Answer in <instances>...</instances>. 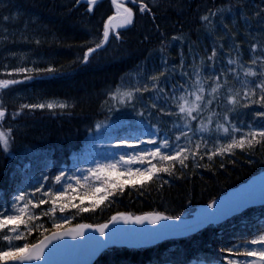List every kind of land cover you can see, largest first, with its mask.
Segmentation results:
<instances>
[{
	"label": "trees",
	"instance_id": "16d2710c",
	"mask_svg": "<svg viewBox=\"0 0 264 264\" xmlns=\"http://www.w3.org/2000/svg\"><path fill=\"white\" fill-rule=\"evenodd\" d=\"M75 2L0 0V79L29 77L23 79V84L7 90V102L4 103L3 99V107L7 110L9 119L3 128H11L13 142L9 153L0 149V198H7L19 188L17 169L29 160L19 161L16 156L19 151L49 150L51 159L58 166L76 155L86 137L95 131L96 123L102 122L110 114L118 117L127 111L133 113L129 114V118H139L131 107H117L114 101L110 102L107 93L118 84L123 90L137 79L146 80L154 71L163 69L165 65L161 61L160 52L162 39L167 44L163 53L167 71L160 78V83L166 89H171L173 83L179 87L187 82L188 78L182 77L181 67L190 74V66L194 62L202 64L201 71L204 76H208L209 66L214 67L215 71L211 74L215 75L222 68L227 69L230 58H239V63L244 67H252L257 74L246 77L250 90L258 78H264L260 77V60L255 65L248 63L253 52L250 44H264V32L261 31L264 22H261L259 16L252 15L264 8L261 0H152L151 14L144 16L145 18L140 16L131 31L122 34L119 41L95 55L87 65H83V55L90 47L89 41L94 31L90 26L95 16L89 18L85 12L75 7ZM221 5L230 6L233 10L225 8L215 16L209 15L211 24L201 19L210 9L215 10ZM226 24L227 29L224 27ZM232 32L236 33L235 37ZM174 35L178 38L172 39ZM213 47L217 50L214 64L207 59ZM255 55H261L259 47L255 50ZM49 66L53 69L51 72L8 71L14 67L47 69ZM231 66L236 67L235 64ZM238 71H241L242 77L245 76L242 70ZM229 76L231 78V74ZM165 77L168 78L166 84L163 83ZM256 91L258 93L259 89ZM52 99L70 102L71 108L50 112L21 108L22 105L19 104L20 100L34 104ZM240 99L241 104L229 113V118L238 128L244 127L247 130L249 124L256 125L262 119L255 116V111L264 110V105H245L242 93ZM149 101V93L145 92L143 102L147 104ZM157 102L163 104L164 97L161 96ZM109 106L112 107L111 113L108 112ZM139 107L138 103L137 108ZM17 109L20 111L17 112ZM223 110L222 107H217L216 112ZM151 111L157 112L156 109ZM14 112L17 116L11 118ZM161 117V114L154 115L152 122L158 124L162 133L175 138V117ZM220 119L223 122L222 117ZM209 136V133L203 135L210 148L214 149L217 138L221 144L227 142L224 139L225 133L213 130L211 138ZM200 138L196 134L193 143ZM205 150L202 144L199 149L201 155L194 159L190 156L185 161L187 167L176 163L168 172L154 173L147 179L132 177L130 180L114 176L111 180L123 183V191L119 187H109V195L97 203L95 208L89 207L96 202L95 197L88 196L81 200L82 195H75L71 203L77 207H66L65 213H60L59 204L65 202L61 200L57 204L55 215L71 214L66 226L84 222L100 223L119 211H162L184 216L194 206L209 202L228 188L264 169V142L255 144L252 149L246 147L244 150L233 149L223 155L217 153L211 159L203 155ZM153 162L157 160L154 159ZM103 191L101 189L96 195H102ZM49 204L46 200L44 207ZM80 205L87 210L78 211ZM51 215L38 218L49 231ZM262 224L264 211H253L218 228L211 227L188 240L166 242L156 248L139 251L112 249L99 259L98 264H181L211 261L214 257L217 260L222 247L230 242L234 243L235 238L251 236V230L261 229ZM35 235L33 232L32 236ZM5 244V241L0 240V246Z\"/></svg>",
	"mask_w": 264,
	"mask_h": 264
},
{
	"label": "snow or ice",
	"instance_id": "6c2138e0",
	"mask_svg": "<svg viewBox=\"0 0 264 264\" xmlns=\"http://www.w3.org/2000/svg\"><path fill=\"white\" fill-rule=\"evenodd\" d=\"M76 2L79 3L80 0H76ZM136 2L139 3L141 13L145 10L151 11L144 0H129V3ZM94 3L95 0H87L89 10L92 9ZM112 4L115 6L116 11L104 21L103 38L100 43L94 45L95 48H99L108 39L110 29L114 30L119 25H126L132 22V7H128L123 0H119V2L118 0H112ZM261 5H264V0H261ZM225 8L229 11L233 10L230 6L221 5L215 10L210 9L208 13L201 16V19L211 24L212 21L208 19L209 15L215 16L217 12H222ZM262 13H264V8L253 12L252 15L259 16L261 22H264V14ZM243 14L244 10L241 7V15ZM4 19H7V17H4ZM224 27L227 29L228 25L226 24ZM229 31L231 30L229 29ZM261 31L264 32V28ZM231 34L233 37L236 36L235 32ZM116 37L119 38L118 32ZM177 38L175 35L172 37V39ZM160 44L161 61L165 65L163 69L154 71L152 75L146 77V80L137 79L135 83L123 88V90L122 86L118 84L114 90L110 89L107 93L110 102L114 101L117 107L120 105L131 107L139 117V119L131 121L126 127H123V135L115 136L117 148L126 146L132 150L118 152L108 149L107 155L103 160L89 162L87 167L79 169L73 165V169L68 172L67 176L64 170H58L55 175L42 172V180L48 181L47 184L38 182L39 186H36V184L23 185L16 188L7 198H0V240L8 242L0 246V264H91V258L101 248L107 247L110 243H117L121 238L122 230L116 227L110 230L112 232L111 236L105 231L110 223L118 220H123L126 223L134 221L138 224L146 220L153 225H156L158 221H164L165 223L162 226L164 229H182L185 227V222L181 215L170 216L162 211L144 212L140 215L116 212L104 223H79L72 227H66L71 219V214L56 216L55 213L57 204L61 200L65 202L59 204L60 213H65L66 207H77V205L71 203L75 196H72L69 190L75 191L76 188H81L83 192L80 197L81 200L89 195L95 197L96 202L89 206L91 208H95L97 203L109 195V187L113 189L119 187L123 191V183L107 178L113 172H116L117 176H119L118 168H123L130 180L132 177L147 179L154 173L168 172L176 163H179L182 167H187L185 161L190 156L194 159L197 155H201L199 149H201L202 144L206 149L203 155H207L211 159L217 153L223 155L226 152H232L233 149L244 150L246 147L252 149L255 144L264 142V110L255 111V116L262 119L256 125L249 124L247 130L244 127L238 128L229 118V113L233 112L242 102L240 99L241 93L243 94V103L245 105L251 103L264 105V78H258L255 86L250 90L246 77L257 74L252 67H244L243 64L239 63V58H230L227 69L222 68L215 75L211 74L215 71L214 67L209 66L207 70L210 74L208 76L203 75L201 71L202 64L194 62L190 66L192 68L190 74L183 71V67H181L182 77H187V82L179 85V87L173 83L171 89H166L161 86L160 78L167 71V61L163 55L167 44L163 39ZM258 47L261 49L259 57L255 55V50ZM250 49L253 52L252 59L248 63L255 65L257 60H260V77H264V44L251 43ZM93 51V47L87 48L84 52L83 60L87 61L89 58L88 54ZM216 52V48L213 47L207 57L208 60L213 61V64L215 63ZM233 64L236 67H232L231 65ZM182 65L183 61H181ZM238 69L243 71L244 77L241 76V71H238ZM52 70L51 66L47 69L38 67H14L8 69L9 72L14 73L29 71L40 73L51 72ZM229 74H231V78ZM137 75L139 76V73ZM23 79H29V77H23ZM15 82L14 80L0 79V88ZM167 82L168 78L165 77L163 83L166 84ZM233 84L238 86L234 87ZM256 89H259L258 93ZM145 92L149 93L150 96V101L147 104L143 102V94ZM161 96L164 97L163 104L157 102ZM138 103L140 104L139 108H137ZM56 106V104L49 101L47 104L22 105L21 108L42 109L47 107L52 109ZM58 106L64 108L67 105L64 102H60ZM216 107H222L224 111L216 112ZM151 109H156L157 112L154 113ZM5 111V107L0 106V118L5 116ZM16 111L19 112L20 109ZM108 112H112L111 106H109ZM15 114L14 112L13 115ZM157 114L175 117L173 121L174 142H171V138L159 135L158 124L153 123L151 119ZM205 115L207 119H205ZM214 117H217V119L214 120ZM220 117H222L223 122H221ZM193 121L196 122L195 128H193ZM179 122H182V127ZM104 124L113 131L121 130L119 124L113 128V123L107 117ZM95 127L99 129L101 123L97 122ZM213 130L217 133L220 131L224 132L226 134L224 139L227 142L221 144L220 139L217 138L214 141L215 147L213 149L208 146L207 140L201 136L200 139H196L193 143V137L197 133L207 131L210 134L209 138H211ZM12 142L11 128L0 127V149L6 154L9 153ZM145 143H147V147H144ZM136 145H140L138 150L135 148ZM154 159L157 162H152ZM136 161H139V163L133 166ZM146 161L147 163H145ZM221 167H223V164H221ZM82 181L83 187H81ZM42 189L44 190L43 192L41 191ZM101 189L104 190L103 194L97 196L96 194ZM36 193H40V195L37 196L35 195ZM257 194L260 199L264 200V180L260 183L258 193L256 190L242 192L232 205V208H239L251 202L256 198ZM46 200L50 202L49 206L39 208L38 205L45 204ZM216 204L215 200L208 203L207 208L213 209V211H205L203 213L204 219L215 218L218 215L215 208ZM86 210L83 205L78 208V211ZM49 214H52L49 217L51 231L38 219L40 216H48ZM84 229H92L93 233L98 232L99 237L86 233ZM148 231L150 234L155 230ZM33 232L36 233L35 236H32ZM66 236L73 238L83 237L84 240L80 241L78 245H68L67 242L62 241V238ZM12 241H18V243H12ZM68 247L80 249L81 258L74 261L61 259V250ZM221 251L232 255L218 258V264H224L225 261L227 264H264V228L257 230L251 236L235 238L234 243L230 242L225 245L221 248ZM240 254H243V259H237ZM247 257H254V259H247Z\"/></svg>",
	"mask_w": 264,
	"mask_h": 264
},
{
	"label": "water",
	"instance_id": "95a60500",
	"mask_svg": "<svg viewBox=\"0 0 264 264\" xmlns=\"http://www.w3.org/2000/svg\"><path fill=\"white\" fill-rule=\"evenodd\" d=\"M87 1V0H82ZM116 9V8H115ZM133 20V17H132ZM132 23V22H131ZM130 23V24H131ZM130 24L119 25L117 28H127ZM92 53H89L91 55ZM264 180V172L253 177L247 183L240 185L238 188L231 190L227 195H224L220 199H218L215 205V208L218 212V215L215 218L204 219L203 213L205 211L211 212L213 209H208L207 206H202L198 208V211L194 214L193 218L183 219L185 222V227L182 229H164L162 226L165 223L164 221H158L156 225L149 223L148 221H143L142 223H135L134 221H128L127 223L123 220H118L108 225V229L105 231L109 233V236L112 235L110 231L114 227L118 228L121 231V238L117 243H110L107 247L101 248L92 258L91 264L96 260L101 252H103L106 248L116 245V246H126V247H143L154 245L158 242H161L165 239L174 238V237H184L190 234L197 232L203 227L207 226L210 223H218L221 222L232 215L241 212L242 210L251 207V206H259L264 204V200L260 199L257 194L256 198L251 202L244 204L239 208H232V205L236 202L237 198L242 192L249 190H256L257 193L259 191V186L261 181ZM222 202V203H221ZM173 223V222H168ZM148 230H155L149 234ZM86 233L94 234L99 237V233H93L92 229H84ZM103 239V238H101ZM84 240L83 237H63L62 241L67 242L68 245H78L80 241ZM54 243H56L54 241ZM80 249L78 248H65L61 250L60 258L67 261H74L76 259L81 258Z\"/></svg>",
	"mask_w": 264,
	"mask_h": 264
},
{
	"label": "rangeland",
	"instance_id": "374dc122",
	"mask_svg": "<svg viewBox=\"0 0 264 264\" xmlns=\"http://www.w3.org/2000/svg\"><path fill=\"white\" fill-rule=\"evenodd\" d=\"M107 14H108V11L105 8H102L97 13L96 19H94V21L92 22V26H90V29L94 28L92 36L90 37V41H89L90 43L93 42L95 39H97L98 36H100L99 33L101 32V29H102V23L106 19ZM100 21H101V25L99 24ZM8 100H9V98L5 95L4 103L7 102ZM49 101L53 102L57 106L52 108V109L44 107L42 109L41 108H35V110L50 111L51 112V111H54V110L59 111V110H67V109L71 108V103L70 102L59 100V99L45 100V101H40L38 103L47 104V102H49ZM60 102H64L67 106L64 107V108L59 107L58 105H59ZM19 104L27 105V104H30V103H27L26 100H20ZM23 108L31 109V108H28V107H23ZM161 115L163 116V114H161ZM16 116H17V114H15V115L12 114L11 118H15ZM113 128H115V127H113ZM115 136H116V134L114 133V131L112 129L108 128L107 126L100 128L98 130L97 134L95 136L91 137L90 142L87 144V147L81 153V156H79V158L75 159V168L79 169L81 167H87L89 162H95L96 160H103V158L107 155V150L108 149H112V150L118 151V152H126V151H131L132 150V149L126 147V146L117 148L116 147V142H115ZM142 139H144V138L142 137ZM147 146H148L147 143H145L144 147H147ZM135 148L138 150L140 148V145H136ZM37 151H40V150H38V149H26L24 151H19V153L16 156H17L19 161H25V160L29 159L32 155L37 156V157L46 155L45 153H40V152L39 153H35ZM138 163H139V161L134 162L133 166H135V164H138ZM71 166H72V169H73V165L72 164H71ZM117 170H124V169L123 168H118ZM69 171L65 172L66 176H67ZM11 178H13V175H12ZM38 182H42V183H45V184L48 183V181H43L42 178H40L39 181H35L33 183L36 184V186H39ZM81 183H83V181ZM25 185H27V184H25ZM12 243H16V241H12ZM243 258H244L243 254H240L239 256H237V259H243ZM247 259H254V257H247ZM224 264H227V262L225 261Z\"/></svg>",
	"mask_w": 264,
	"mask_h": 264
},
{
	"label": "bare ground",
	"instance_id": "6f19581e",
	"mask_svg": "<svg viewBox=\"0 0 264 264\" xmlns=\"http://www.w3.org/2000/svg\"><path fill=\"white\" fill-rule=\"evenodd\" d=\"M76 1V0H75ZM75 7L77 8V6H76V2H75ZM110 15V13L108 12V14H107V17ZM96 16H97V14L95 15V19H96ZM107 17H106V19H107ZM140 16H138V18H139ZM138 18H137V20H138ZM105 19V20H106ZM104 20V21H105ZM104 21H103V23H104ZM103 23H102V28H103ZM99 24L101 25V21L99 22ZM102 33H103V30L101 29V32L99 33V35L101 36L102 35ZM100 36H98V38L100 37ZM6 112H7V110H6Z\"/></svg>",
	"mask_w": 264,
	"mask_h": 264
}]
</instances>
